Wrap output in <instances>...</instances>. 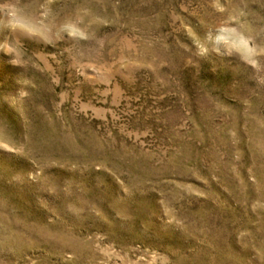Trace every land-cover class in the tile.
<instances>
[{
	"label": "rangeland",
	"instance_id": "rangeland-1",
	"mask_svg": "<svg viewBox=\"0 0 264 264\" xmlns=\"http://www.w3.org/2000/svg\"><path fill=\"white\" fill-rule=\"evenodd\" d=\"M0 264H264V0H0Z\"/></svg>",
	"mask_w": 264,
	"mask_h": 264
},
{
	"label": "clouds",
	"instance_id": "clouds-1",
	"mask_svg": "<svg viewBox=\"0 0 264 264\" xmlns=\"http://www.w3.org/2000/svg\"><path fill=\"white\" fill-rule=\"evenodd\" d=\"M5 14L9 17V22H12V20L16 16V13L14 11H8ZM223 33L224 29L219 28L215 30V34L210 31L204 36L203 39L194 40V46L197 49V54L201 58H207L211 53L219 54L220 46L225 42V36ZM68 35H76V30L72 29L71 26H69Z\"/></svg>",
	"mask_w": 264,
	"mask_h": 264
}]
</instances>
